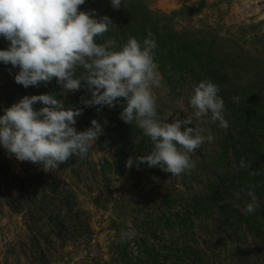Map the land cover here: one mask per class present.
Returning <instances> with one entry per match:
<instances>
[{
  "label": "rangeland",
  "instance_id": "374dc122",
  "mask_svg": "<svg viewBox=\"0 0 264 264\" xmlns=\"http://www.w3.org/2000/svg\"><path fill=\"white\" fill-rule=\"evenodd\" d=\"M104 2L85 0L80 7L113 22L97 43L101 37L119 51L129 37L142 42L148 30L159 42L154 58L162 80L153 92L160 116L171 123L191 115L193 86L211 80L227 92L229 126L220 128L210 114L193 118L189 126L214 139L192 155L191 175L171 176L146 163L129 169L127 159L148 155L152 144L135 122L120 119V105L106 112L86 107L91 92L83 81L75 93H63L55 78L25 88L14 79L19 68L0 62V116L24 96L51 94L66 108L83 109L78 132L93 119L103 125L86 158L73 156L55 172L18 161L0 146V264H264V181L255 188L260 207L241 211L250 201L247 185H257L251 167L264 168V0H143L141 7L122 1V11L103 8ZM196 39L207 43L193 44ZM186 43L192 51L183 52ZM9 45L0 37V50ZM244 103L262 119L243 115ZM242 157L250 168L240 167ZM19 174L28 177L25 189ZM31 177L44 189L32 187ZM45 191L54 212L40 205ZM122 230L136 235L121 243Z\"/></svg>",
  "mask_w": 264,
  "mask_h": 264
},
{
  "label": "clouds",
  "instance_id": "9594fccd",
  "mask_svg": "<svg viewBox=\"0 0 264 264\" xmlns=\"http://www.w3.org/2000/svg\"><path fill=\"white\" fill-rule=\"evenodd\" d=\"M84 4L85 0H0V37L10 42L7 50H0V62L19 68L14 79L25 88L38 87L41 82L46 85L55 78L63 93H75L83 81L91 92V98L83 100L86 107L120 105V119L128 125L135 122L152 144L148 155L129 157L126 168L146 163L171 176L191 175L196 168L192 155L214 139L211 134L203 135V129L189 126L193 118L210 114L220 128L229 126L224 99L218 95L220 87L211 80L195 84L189 98L193 113L185 119L177 115L169 123L170 116L158 114L153 92L162 80L154 58L155 34L148 30L142 42L129 37L119 51L110 50L109 44L97 43L96 38L108 31L111 18L97 19L95 10L81 11ZM111 7L119 10L122 0H111ZM78 69L83 71L74 78ZM37 102L43 105L39 110L33 107ZM82 112L81 108H66L51 94L24 96L0 116V146L18 161L55 172L73 156L86 158L103 134V125L95 119L91 127L77 131ZM240 167L248 169L251 164L242 157ZM257 186L247 185L250 201L241 209L244 215L260 207ZM135 235L122 230L120 241Z\"/></svg>",
  "mask_w": 264,
  "mask_h": 264
},
{
  "label": "trees",
  "instance_id": "16d2710c",
  "mask_svg": "<svg viewBox=\"0 0 264 264\" xmlns=\"http://www.w3.org/2000/svg\"><path fill=\"white\" fill-rule=\"evenodd\" d=\"M123 2H128V4L130 5H132V7H141L142 5H143V0H122ZM102 6H104L103 8H106V7H110L111 6V0H107V2L105 3H102L101 4ZM122 9H123V6L119 9V10H121L122 11ZM134 10H137V9H134ZM97 19H100V16L98 17H96ZM152 31V30H151ZM100 42H102L103 43V40H102V38L100 37ZM156 43L158 44L159 42L156 40ZM193 44H202V43H207V41H203V40H199V39H196V40H194L193 42H192ZM192 49V44L191 43H186V45L182 48V50H183V52H187V51H192L191 50ZM195 57V59H196V61H198V62H201V58L199 57V56H194ZM209 62H212V60H210ZM224 78H223V76L221 77V79L220 80H223ZM226 90H225V92H219L218 93V95H220L223 99L225 98L226 99ZM97 110L99 109V111L100 112H106V111H108V109H109V107H107V106H104V107H100V106H94ZM241 109V113L243 114V115H246V113H250L251 115H252V117L251 118H253L254 119V117H253V114H256L257 115V117H256V119H259V120H261L262 119V115H261V112H258V110H255L254 108H249V106H246L245 105V103H244V106L242 107V108H240ZM246 111H244V110ZM250 114H247V117L248 118H250ZM116 117H118V116H115V115H113V116H111L109 119L110 120H114ZM109 164V163H108ZM251 171H258L259 172V175H256V176H252V178H253V180L256 182V184L259 186V187H261L262 186V184H263V181H264V168L263 167H261L260 165H258V164H254L252 167H251ZM17 175V174H16ZM28 178V177H27ZM27 178H25L24 176H22V175H18L17 176V179H18V184L19 185H21L22 186V188L23 189H25L26 188V179ZM30 182H31V186L32 187H37L39 190L40 189H44L43 188V186L42 185H40L39 183H38V180H35L34 178H30V180H29ZM27 192H29V188H28V190H27ZM54 200V198H52L51 196H50V194L47 192V191H45V199L43 200V202H40V205H44V211L46 210V211H48V212H54L53 210H51V208H47L46 206L48 205L47 203H48V200ZM22 208L24 209V207L22 206ZM39 209V208H38ZM70 211H73L74 210V206H72V205H69V208H68ZM28 210L26 209L25 210V213L27 212ZM58 214L57 215H59L60 214V212H57ZM28 217L29 218H31V219H33L32 221L34 222V223H36V215L35 216H32V215H28ZM58 224H59V222H58ZM51 225H53V224H51ZM57 225V224H56ZM63 225V224H62ZM64 226V225H63ZM35 243H37L38 245H39V243L36 241Z\"/></svg>",
  "mask_w": 264,
  "mask_h": 264
}]
</instances>
